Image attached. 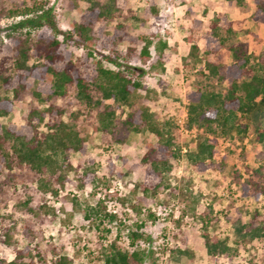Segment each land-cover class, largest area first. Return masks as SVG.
<instances>
[{
  "label": "rangeland",
  "instance_id": "1",
  "mask_svg": "<svg viewBox=\"0 0 264 264\" xmlns=\"http://www.w3.org/2000/svg\"><path fill=\"white\" fill-rule=\"evenodd\" d=\"M42 1L52 9L61 31L78 21L87 7L83 1L72 9L67 7L69 0ZM152 1L156 15L145 19L147 0H119V11L113 14L107 26L111 30L115 23L121 22L132 36H144L153 43L160 39L167 44L164 53L168 54V59L163 65V73L152 71L148 64L133 59L128 64L143 70L141 82L145 90L155 92V97L149 94L150 111L155 113L158 121L170 120L175 126L173 132L182 154L177 159H170L169 187L155 195H142L146 174L140 158L144 143L154 142L155 138L149 132H133L123 126L126 107H117L110 100L104 102L115 110L114 128L111 133H105L95 129L96 114L101 107L88 109L76 99L71 87L64 97L45 101H38L24 91L13 100L11 111L0 117V125L21 129L30 108L43 109L52 104L63 110L61 120L71 124L84 139V153H68L67 161L71 165L65 173L68 181L63 187H57L56 195L39 191L37 176L24 166L8 172L17 177L1 185L0 189V230L7 229L9 233L8 246L0 244L2 264L12 260L14 252L25 247L31 256L22 259L24 264H48L54 258L53 253L67 256L72 264H103L102 254L113 242L123 250L136 248L150 252L151 257L143 264H150L151 260L155 264H264L262 242L238 241L230 224L236 216L245 222L253 210L264 217V194L258 198L244 196L241 185L232 178L233 171L239 172L242 180L247 178L248 171L262 162L264 145L257 142L254 126L250 123L241 139L236 135L218 139L215 160L225 157L224 166L203 172L192 169L183 155L195 144V132L186 130L183 125L186 94L195 85L214 84L216 89H223L226 83L219 86L214 80L197 78L194 72L201 64L188 69L181 64L191 43H196L202 51L204 34L215 14L231 23L235 32L233 39L245 42L254 57L264 54V24L250 19L255 8L252 0H245V6L234 11L224 6V0ZM194 21H199L200 25H193ZM131 46L122 41L116 42L113 48L124 52ZM136 49L138 52L139 46ZM149 50L153 53L152 47ZM66 51L77 62L86 47L67 44ZM105 53L107 51H103ZM98 58L99 55L94 54L89 62ZM220 60L226 64L230 61L225 49H221ZM103 66L115 69L107 62H103ZM5 95L11 97L10 92ZM240 121L246 122L245 119ZM86 157L93 161L95 182H87L79 188L77 176L86 165ZM4 174L0 176L1 180ZM96 203L102 211L115 215L112 222L104 221L98 228L83 218L85 209ZM208 208L211 221L203 228L200 218L203 212L209 211ZM140 222L143 225L137 229L134 224ZM130 231L142 234L133 248L128 244ZM203 233L209 238L226 239L234 251L229 257L208 258ZM175 248L187 250L190 256H180L174 261L169 251Z\"/></svg>",
  "mask_w": 264,
  "mask_h": 264
},
{
  "label": "trees",
  "instance_id": "2",
  "mask_svg": "<svg viewBox=\"0 0 264 264\" xmlns=\"http://www.w3.org/2000/svg\"><path fill=\"white\" fill-rule=\"evenodd\" d=\"M80 1L87 4L85 11L78 21L61 31L45 1L0 0V117L11 111L13 100L24 91L38 101H45L64 97L71 87L76 99L88 109L101 107L96 114L95 129L111 133L115 110L104 102L110 100L117 107H126L128 111L122 121L123 126L133 132H149L155 138L154 142L144 143L140 158L146 174L141 193L144 197L155 195L169 187L167 174L171 169L170 159L181 156V147L173 132V123L170 120L158 121L148 107L149 94L156 95L154 91L145 90L141 82L143 70L128 63L133 59L148 64L152 71L163 73V65L168 59V54L164 53L167 44L160 39L153 43L147 37L132 36L121 22L115 23L110 30L107 24L119 11V0H69L67 7H77ZM252 1L255 8L250 19L264 24V0ZM224 2V6L231 11L246 4L245 0ZM154 15V3L147 0L143 16L148 19ZM2 22L5 24L2 25ZM193 25L198 26L200 22L194 21ZM234 33L231 23L215 14L204 34L202 51L196 43H191L181 59L185 69L201 64L194 72L197 78L214 80L219 86L226 83L223 89H216L214 84L195 85L186 94L183 125L186 130L195 132V144L183 155L188 165L198 172L224 166L225 157L215 160L218 139L233 135L241 139L250 123L254 126L257 142L264 145V54L254 57L245 42L233 39ZM122 41L132 46L124 52L115 50L114 44ZM67 44L85 46L86 52L75 62L70 52L66 51ZM150 47L153 53H150ZM221 49L229 53L227 64L220 60ZM103 51L107 53L103 54ZM94 54L99 58L89 62ZM103 62L115 69L103 66ZM139 91L144 93L141 95ZM6 92H10L11 97L5 95ZM62 113L61 108L48 104L43 109L30 108L21 129L0 125V176L7 171L4 179H0V189L1 185L17 177L15 173L8 174L9 171L23 166L37 176L39 191L56 195L57 187L67 183L66 169L71 168L67 161L68 153H84V139L71 124L61 120ZM261 159L262 162L248 171L244 180L239 172H232V178L241 185L244 196L258 198L264 194V154ZM84 161L86 165L77 176L79 188L87 182H95L92 159L86 157ZM208 210L200 218L203 228L211 221L210 208ZM83 218L98 228L104 221L112 222L115 215L102 211L100 204L96 203L85 209ZM230 224L238 241L257 240L264 246V217L257 210L250 212L245 222L236 216ZM134 225L140 229L143 224ZM141 237L139 232L130 231L127 236L129 246L133 248L135 241ZM202 237L205 254L210 259L229 257L234 251L226 239L209 238L205 233ZM0 244H9L7 229L0 230ZM169 252L174 261L180 256H190L184 249L175 248ZM53 254L54 258L48 264H72L67 256ZM25 256H31L27 247L14 252L13 259L6 264H24L22 259ZM150 257L148 251L136 248L123 250L113 242L102 254V262L143 264ZM150 264L155 263L151 260Z\"/></svg>",
  "mask_w": 264,
  "mask_h": 264
}]
</instances>
